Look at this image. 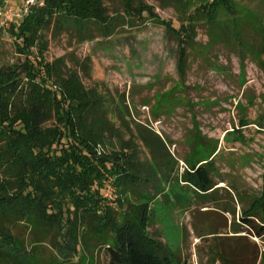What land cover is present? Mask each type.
<instances>
[{"label":"trees","instance_id":"obj_1","mask_svg":"<svg viewBox=\"0 0 264 264\" xmlns=\"http://www.w3.org/2000/svg\"><path fill=\"white\" fill-rule=\"evenodd\" d=\"M107 1L44 0L7 29L16 52L25 59L0 67V264H43L31 258L25 238L15 233L21 224L66 240L71 252L65 259L78 256L76 264H82L79 244L85 248L88 239L105 246L106 264H173L165 245L148 229L157 200L178 210L201 201L229 211L214 196L217 184L224 181L216 164L218 141L194 126L189 151L181 158L185 166L179 170V159L162 136L149 124L131 119L124 98L122 106H109L96 87L84 85L63 56L45 59V32L56 36L72 30L84 41L110 37L127 24H161L177 44L180 86L158 94L150 112L157 120L174 103L185 102L175 92L185 89L188 48L196 43L199 22L208 25L213 44L233 38L241 47L247 46L242 34L247 24L263 39L264 25L253 23L248 18L253 13L238 0H156L162 8H174L178 27L160 18L144 0H120V9L114 10ZM4 31L0 25V34ZM255 56L264 72V46ZM89 63V57L75 60L87 76ZM116 121L128 129L129 138L120 135ZM112 140L118 144L106 150ZM138 142L147 150L144 159ZM180 182L176 191L173 185ZM112 186L118 192L114 200L105 197ZM234 190L242 225L263 239L264 184L258 197ZM122 194L133 200L125 203ZM263 254L257 251L254 264H263Z\"/></svg>","mask_w":264,"mask_h":264},{"label":"rangeland","instance_id":"obj_2","mask_svg":"<svg viewBox=\"0 0 264 264\" xmlns=\"http://www.w3.org/2000/svg\"><path fill=\"white\" fill-rule=\"evenodd\" d=\"M144 1L154 6L160 18L179 26L174 8H162L156 0ZM238 1L253 13V17L248 16L253 23L264 25V0ZM106 4L110 10L120 9V0H108ZM11 24L4 25L5 31L0 34V67L25 59L16 52L7 31ZM196 30V43L188 48L183 78L185 89L175 92V96H181L185 102L174 103L172 110L157 120L150 112L158 94L180 86L177 44L168 37L161 24L153 21L139 22L134 26L127 24L110 37L84 41H78L72 30L56 36L46 31L48 49L44 57L52 61L63 56L67 66L80 75L84 85L96 87L110 102L109 106H122L124 98L123 102L128 104L132 113L131 119L149 124L162 136L168 150L178 157L179 170L185 166L181 164V158L189 151L188 137L194 126L205 136L218 141L220 151L216 164L224 181L217 184L219 190L214 196L229 211L215 209L212 203L201 201L178 210L165 208L157 200L148 229L165 245L173 264H224L226 259L233 261L229 264H254L257 251L264 252V237H256L251 228L242 225L241 207L234 188L243 190L250 197H258L263 190L264 72L258 65L255 51L263 48L264 39L250 24L242 33L248 47H241L233 38L213 44L209 27L202 22L198 23ZM85 57L90 58L89 76L75 64V60L81 61ZM115 124L125 139L131 136L119 121ZM130 126L133 128V122ZM138 143L141 159H144L147 150ZM115 144L117 141L112 140L105 149L109 150ZM179 184L173 185L176 191L182 183ZM117 196L113 186L111 191H105V197L109 199L114 200ZM120 197L125 203L133 200L128 194ZM236 230L240 231L234 232ZM14 231L25 238L31 258H37L43 264H76L79 260L78 256L65 259L71 252L70 244L54 237L51 232L40 233L25 224L17 226ZM55 238L61 244V252ZM83 248L79 244L83 253L80 257L82 264L107 263L104 245H95L88 239Z\"/></svg>","mask_w":264,"mask_h":264},{"label":"built area","instance_id":"obj_3","mask_svg":"<svg viewBox=\"0 0 264 264\" xmlns=\"http://www.w3.org/2000/svg\"><path fill=\"white\" fill-rule=\"evenodd\" d=\"M43 2L44 0H0V25L19 22L33 6L42 5ZM181 164L184 165L182 161ZM109 190L108 187L107 191Z\"/></svg>","mask_w":264,"mask_h":264}]
</instances>
